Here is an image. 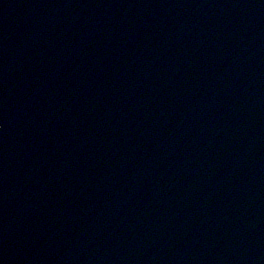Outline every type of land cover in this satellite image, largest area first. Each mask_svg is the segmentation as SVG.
Listing matches in <instances>:
<instances>
[{
    "label": "water",
    "instance_id": "95a60500",
    "mask_svg": "<svg viewBox=\"0 0 264 264\" xmlns=\"http://www.w3.org/2000/svg\"><path fill=\"white\" fill-rule=\"evenodd\" d=\"M148 9L134 33L126 32L121 27L114 29L112 34L125 35L130 39L110 67L114 72L120 71L114 83L110 84L123 90L122 83H117L120 76L126 83L129 78L131 81L139 78L138 86L146 88L142 101L158 105L156 109H159L156 115L150 114L145 121H153L164 115V122L169 120L175 127L173 130L178 131L176 138L167 140L166 135L160 138V143L155 146L154 158L150 160L151 167L158 164L159 159L173 160L168 166L172 170L167 179L171 184L165 190L144 192L141 189L137 205L143 202L139 210L146 207L148 202L158 206L190 196L189 185L192 187L196 176L204 174L208 177L211 188L202 206L204 210L191 213L194 214V230L188 225L180 230V234L192 232L194 239L181 236L180 241L171 244L167 252L155 245H144L141 250H136L139 242H134L135 234L123 241V235L113 232L115 227L110 226L105 235L108 237L104 250L97 251L95 247L103 241L97 240L95 247L90 244L97 239L95 237L90 238L92 242L79 241L83 227L80 229L77 226V215L72 225L65 218L59 221L55 203L52 201L46 208L45 195L38 203L34 201L30 209H23L25 202L26 205L33 202L34 197L19 198L17 189L12 195L9 183L6 180L3 183L0 178V264H21L17 261L19 259L12 258V254L16 255L14 251L18 250L16 245L27 242L25 249L29 242L40 239V245L44 246L46 236L43 229H48L46 234L52 236V231L63 233L64 228L68 227L64 233V243H58L53 257L46 264H244L242 257L235 259L224 254L219 228L227 229L228 224L236 228L237 223L241 226V223H247L250 219L264 232V148L252 146L248 152L244 151L249 146L245 142H254L264 136V78H261L264 75L259 73L260 68L252 66L253 63L260 65L255 62L264 61V0H152ZM218 9L249 19L238 24L230 21L232 17L228 16L230 23L236 27L218 35L211 23ZM234 19L239 20L237 17ZM204 31L209 33L202 34ZM147 35L149 41L144 51L141 44ZM225 37L229 44H236L235 49L243 46L247 51H218V45L225 41ZM152 48L155 50L149 60L144 59L146 66H143L139 59L149 57L147 51L151 52ZM170 53L176 57L172 65L169 64V56L166 57ZM161 58L170 66L166 71L168 74L159 78L157 83H148L153 72L157 74L149 64H158ZM136 68L138 72L141 69V72L135 74ZM91 73H88V78ZM250 82L262 87L257 89L255 96L249 94ZM112 88L108 89L106 95L94 93L87 105L89 115L84 118L85 121L90 118L88 125L93 126L94 130H99V127H103L101 130H119V121L115 122L117 126L112 123L117 110L130 118L127 113L130 105L123 104L118 109L116 99H110ZM146 110L144 107L142 112ZM118 116L120 120V114ZM161 125L162 122L157 127ZM143 135L133 126L132 130L128 129V148L142 145ZM206 136H209L208 139ZM242 138L243 141L239 142ZM211 139H222L224 142L211 143ZM187 152L196 159H182ZM146 154H150L149 148ZM249 154L254 162L245 159ZM138 162L141 169L150 166L144 159H138ZM217 171L219 175H215ZM225 171L235 179L233 182L227 183ZM158 179H147V182L157 186L161 183ZM66 181L67 178L64 184L59 181L58 193L65 194L68 191ZM153 193L156 194L154 201L146 199ZM10 195L12 199L5 203ZM13 199L16 200L11 203ZM20 200L24 202L22 207L19 206ZM86 222L82 220L84 235L85 231L94 228L91 224L87 227ZM158 228L164 229L162 224H158ZM160 234L165 235L162 232ZM107 246L111 248L106 249ZM107 250L112 254H107Z\"/></svg>",
    "mask_w": 264,
    "mask_h": 264
}]
</instances>
